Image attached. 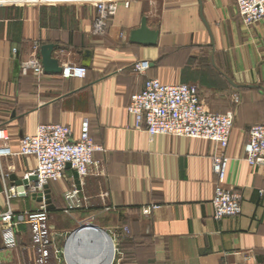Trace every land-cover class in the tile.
I'll list each match as a JSON object with an SVG mask.
<instances>
[{"label":"crops","instance_id":"crops-1","mask_svg":"<svg viewBox=\"0 0 264 264\" xmlns=\"http://www.w3.org/2000/svg\"><path fill=\"white\" fill-rule=\"evenodd\" d=\"M94 16L91 0H0V125L10 143L41 123L68 125L76 136L87 119L90 136L103 147L79 183L66 168L47 184V224L57 233L48 264L264 263V175L243 159L249 128L264 124V19L243 24L235 0H132L128 7L119 3L105 33L95 35ZM143 18L159 32L154 45L130 40ZM43 44L55 45L61 67L84 66L85 77L37 76L25 68ZM140 59L150 61L143 74L133 70ZM149 78L196 84L209 111H233L224 186L241 194L238 215L213 218L211 157L218 146L174 135L150 139L136 125L126 106ZM35 165L31 156L0 162V213L7 189L18 192L9 199L14 245H6L0 221L3 264H36L26 212L39 202L17 185ZM73 188L82 207L65 212L64 196ZM149 204L158 207L143 215ZM86 223L100 230L75 232Z\"/></svg>","mask_w":264,"mask_h":264},{"label":"built area","instance_id":"built-area-1","mask_svg":"<svg viewBox=\"0 0 264 264\" xmlns=\"http://www.w3.org/2000/svg\"><path fill=\"white\" fill-rule=\"evenodd\" d=\"M27 4H41L46 0H22ZM132 0H91L95 8L92 32L103 35L109 20L116 14L119 3L128 7ZM241 21L245 25L264 19V0H235ZM25 68L35 75H43V67L38 47L26 61ZM150 67L146 59L136 60L133 70L143 74ZM86 68L79 64H66L62 67L63 78H84ZM237 102V98H235ZM126 109L131 113L138 127H142L152 139L156 135H174L188 138L207 139L220 148L213 153L212 171L217 177L214 195L211 200L213 218L236 216L241 212V194L224 186L230 157L225 153L234 124V113L211 112L199 96L198 87L190 83L165 84L157 78L145 80L141 91L130 96ZM103 147L94 143L89 132V122L84 119L76 136L68 125L41 123L31 134L22 136L16 144L10 143L7 129L0 125V162L10 156H31L35 159V169L24 179L35 175L37 184H29L27 193L42 191L44 185L63 178L67 165L76 171L79 179L86 176L90 166L97 164L94 153ZM243 159L251 166H259L264 175V124H253L248 130L247 141L243 147ZM15 186L5 192L7 208L0 213L4 224L3 236L7 246L14 245L13 213L10 197L16 196ZM78 190L73 188L65 193V212L82 207ZM263 193V190H260ZM158 205L151 204L142 208V214L149 215ZM48 211L44 201L38 208L26 212L30 225L32 243L36 251V264H48L50 246L57 233H52L47 224ZM90 225L88 223L84 224ZM83 226V225H81ZM126 230V229H125ZM0 264H3L0 262ZM252 264H264L256 261Z\"/></svg>","mask_w":264,"mask_h":264},{"label":"water","instance_id":"water-1","mask_svg":"<svg viewBox=\"0 0 264 264\" xmlns=\"http://www.w3.org/2000/svg\"><path fill=\"white\" fill-rule=\"evenodd\" d=\"M159 32L157 30L149 29L146 25V19L143 18L140 24V27L132 30L130 33V40L135 43L143 44V45H154L157 41ZM55 49V45L53 44H43L40 47V58L41 63L43 67V73L45 74H61L62 67L59 64V61L53 57V51ZM89 52L86 51L85 58L89 57ZM67 168H70L69 165H67ZM73 176L75 179V183H79V177L76 171L73 170ZM37 184V178L35 175H30L27 179L18 180L17 185L21 189H27L29 184ZM33 199H35L37 202H42L47 205V208L51 207V200H50V192L48 185H44L42 188V191H38L35 193L30 194ZM86 229H97L100 230L99 227L95 225H83L76 229L75 232H82Z\"/></svg>","mask_w":264,"mask_h":264},{"label":"rangeland","instance_id":"rangeland-1","mask_svg":"<svg viewBox=\"0 0 264 264\" xmlns=\"http://www.w3.org/2000/svg\"><path fill=\"white\" fill-rule=\"evenodd\" d=\"M194 85H196V84H194ZM197 86V85H196ZM255 124H263V123H255ZM149 205H151V204H149ZM143 208V207H142ZM142 208H141V211H142ZM144 215V214H143ZM126 229V230H125ZM123 231H125L126 233H129V229L128 228H126V227H123Z\"/></svg>","mask_w":264,"mask_h":264}]
</instances>
